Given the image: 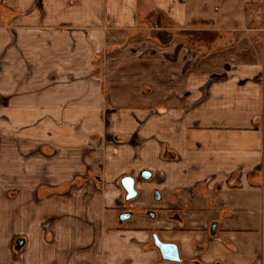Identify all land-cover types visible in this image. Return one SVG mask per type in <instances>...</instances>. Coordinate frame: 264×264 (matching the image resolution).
Masks as SVG:
<instances>
[{"label":"crops","instance_id":"0c3cea01","mask_svg":"<svg viewBox=\"0 0 264 264\" xmlns=\"http://www.w3.org/2000/svg\"><path fill=\"white\" fill-rule=\"evenodd\" d=\"M3 121L59 159L70 148L89 160L84 135L122 136L111 144L133 200L156 206L153 229L121 223L113 178L91 167L79 178L100 223H79L66 193H49L45 215L72 226L43 243L42 264H264V0H0ZM65 181L54 170L40 182Z\"/></svg>","mask_w":264,"mask_h":264},{"label":"rangeland","instance_id":"374dc122","mask_svg":"<svg viewBox=\"0 0 264 264\" xmlns=\"http://www.w3.org/2000/svg\"><path fill=\"white\" fill-rule=\"evenodd\" d=\"M14 133L10 121L0 122V241L5 246L1 263L32 264V254H36L33 264H42L43 245L58 244L60 237H64L66 234L58 230L59 223L61 225L59 229L69 230L71 228L72 223L69 219L72 218L69 215L65 216L68 222H64L63 225L57 216L45 215L48 212L43 208V198H46L49 193H66L69 206H71L72 212L76 213H73V218L78 221L81 219L79 223L85 222V225H89L92 221L94 226L99 222L96 220V218L100 219L97 213L89 209L91 208L90 204L88 205L89 199L84 198V193H86L84 192V187H86L83 184L84 179L79 178L89 174L88 170L96 165H99L98 173L100 174L98 175L100 177L103 175L105 178L106 176L113 178L111 187L114 188L116 195L114 210L118 212V215L126 212L132 213L133 216L128 222L131 227L139 225L154 227L150 223H154V221L149 217V211L156 213L153 197H151L150 205L145 198L139 201L127 200L126 192L121 185V179L128 176V173L122 172L121 166H117L116 159L119 156V151L111 143L113 140L116 144L121 143L124 141L122 136H107V132H105L104 135L94 136L90 141L89 137L84 135L83 143L86 145L81 149L92 150L84 152L89 154H84V157L89 160L83 161L81 157L83 151L79 152L81 156L74 158L72 150L64 148L61 152L65 156L59 159L57 157L59 148L44 146L40 142L37 144L28 142L18 138ZM107 165H113V169L111 170ZM101 168H104V174L103 171L101 172ZM54 170L63 171L66 181L47 190L42 187L40 181L48 177ZM107 170L108 172H106ZM98 185L100 187L99 195H101L107 184L99 183ZM142 191L143 189L139 190L141 195ZM32 218L38 225H36L35 231L30 232L27 230V226L31 224ZM116 226H119L118 221ZM88 231L87 240L95 244L94 231L91 229ZM65 238L69 239V235L67 234ZM29 245H33V247H28ZM88 245L91 246L89 242ZM12 254L16 256L14 259L18 260L17 262L12 258Z\"/></svg>","mask_w":264,"mask_h":264},{"label":"water","instance_id":"95a60500","mask_svg":"<svg viewBox=\"0 0 264 264\" xmlns=\"http://www.w3.org/2000/svg\"><path fill=\"white\" fill-rule=\"evenodd\" d=\"M142 177L149 179L151 177V173L148 171H145L142 174ZM121 185L127 193V197H126L127 200H133L137 198L138 192L136 191V187H135L136 182L132 177H124L121 180ZM155 197L157 200H159L160 198L158 193H156ZM150 215L154 217L153 213H150ZM131 217H132L131 213H122L119 219L121 223H124L126 221H129ZM153 241H154L156 248L159 250L162 258L165 261H169L173 263H182V259L179 253V248L176 244L163 242L157 235L153 236Z\"/></svg>","mask_w":264,"mask_h":264}]
</instances>
